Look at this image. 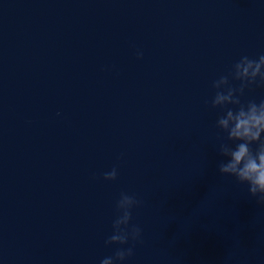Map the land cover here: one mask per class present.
<instances>
[{
  "label": "water",
  "instance_id": "1",
  "mask_svg": "<svg viewBox=\"0 0 264 264\" xmlns=\"http://www.w3.org/2000/svg\"><path fill=\"white\" fill-rule=\"evenodd\" d=\"M261 54L264 0H0V264L132 246L105 244L122 192L143 201L123 264H264V206L219 172L210 104Z\"/></svg>",
  "mask_w": 264,
  "mask_h": 264
},
{
  "label": "clouds",
  "instance_id": "2",
  "mask_svg": "<svg viewBox=\"0 0 264 264\" xmlns=\"http://www.w3.org/2000/svg\"><path fill=\"white\" fill-rule=\"evenodd\" d=\"M137 55L142 58L143 53ZM231 80L240 81L239 87H234ZM257 83L264 84V54L257 58L242 56L227 75L213 81L215 94L210 104L212 108L220 109L216 127L225 134L217 135V150L223 157L218 162L219 172L234 176L240 184H247L250 196L264 206V99L259 103L241 100L245 88ZM117 176L116 167L103 174L105 180H115ZM142 203L134 194H120L116 201L118 214L112 223L113 232L105 244L125 245L130 240L133 244L117 248L113 255L102 258L100 264H123L134 255L135 243L142 242L143 230L131 223L132 210Z\"/></svg>",
  "mask_w": 264,
  "mask_h": 264
}]
</instances>
